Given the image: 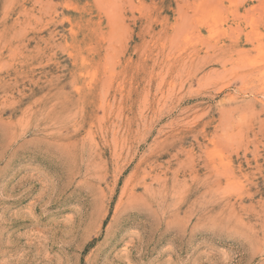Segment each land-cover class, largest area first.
I'll use <instances>...</instances> for the list:
<instances>
[{
  "label": "rangeland",
  "instance_id": "rangeland-1",
  "mask_svg": "<svg viewBox=\"0 0 264 264\" xmlns=\"http://www.w3.org/2000/svg\"><path fill=\"white\" fill-rule=\"evenodd\" d=\"M0 264H264V0H0Z\"/></svg>",
  "mask_w": 264,
  "mask_h": 264
}]
</instances>
